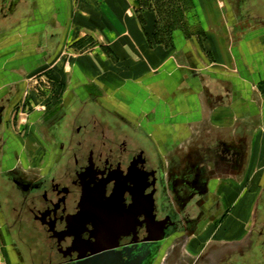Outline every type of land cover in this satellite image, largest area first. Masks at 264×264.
<instances>
[{
  "label": "crops",
  "instance_id": "obj_1",
  "mask_svg": "<svg viewBox=\"0 0 264 264\" xmlns=\"http://www.w3.org/2000/svg\"><path fill=\"white\" fill-rule=\"evenodd\" d=\"M28 1L0 41V71L15 64L32 73L73 53L68 87L83 82L142 129L164 165L204 170L225 207L232 186L258 174L257 190L234 213L239 235L229 240L247 233L248 215L251 230L264 186V20L239 4L192 0L187 22L202 36L177 28L163 40L158 13L144 0Z\"/></svg>",
  "mask_w": 264,
  "mask_h": 264
},
{
  "label": "flooded vegetation",
  "instance_id": "obj_2",
  "mask_svg": "<svg viewBox=\"0 0 264 264\" xmlns=\"http://www.w3.org/2000/svg\"><path fill=\"white\" fill-rule=\"evenodd\" d=\"M27 4L0 0V41L17 28L16 17ZM239 8L264 20V0H243ZM22 70L13 64L9 72L0 71V85H5L0 91V246L6 264H73L98 244L90 237L93 223L127 234L117 239V250L133 245L134 238L142 243L163 227V238L145 263L159 264L189 234L198 237L210 224L225 222L228 208L204 170L180 161L164 165L143 130L103 106L83 82L67 85L48 110L31 111L26 129L18 131L14 120L29 108L25 95L31 73ZM38 148L42 151L36 153ZM151 198L152 214L146 207ZM111 214L114 225L99 222ZM252 221L249 233L237 240L207 246L215 249L210 264H264V186ZM69 227L75 235L68 236Z\"/></svg>",
  "mask_w": 264,
  "mask_h": 264
},
{
  "label": "rangeland",
  "instance_id": "obj_3",
  "mask_svg": "<svg viewBox=\"0 0 264 264\" xmlns=\"http://www.w3.org/2000/svg\"><path fill=\"white\" fill-rule=\"evenodd\" d=\"M177 1L179 0H144L147 7H154L155 11L158 13L157 30L161 35V39L169 40L170 36L168 35V31H166L165 26L166 22H170L171 19L178 22V27H176L181 28L186 32L187 35L196 33L198 36H202L201 29L194 25L195 20L192 22V24H189L191 23L190 19L189 22H187V14L193 7L192 0H181L183 13H179V11L175 10V7L180 5V3ZM241 1L243 0H216L219 6H223L225 4H227L228 6H237ZM175 16H178V18H176ZM190 18L194 19L195 14H192ZM71 54H68V51H65L60 55V57L58 58L59 60L55 62L54 65L50 67H44L38 71L32 72L28 76V80L26 82L27 93L25 95V99L29 108L26 110L24 108L23 111H19L16 119L14 120L13 127L18 129V131L21 128L22 130H24V128L26 129V127L24 126V122L31 111L38 110L39 112L48 110L50 106H52V104L57 103L60 96L67 87V80L69 78L68 68L73 62V57ZM1 90L2 89L0 88V91ZM27 133H29L28 129ZM16 137L19 138V140H24L26 144L28 143V137L24 136V134L22 136L21 134H18V136ZM30 138L32 137H29V139ZM38 149L39 150L36 153L42 151L41 148ZM250 177L251 178L246 182L241 181L239 184L237 183L235 184V186H232L234 187V192H236V195L232 203L227 205L228 207H226L228 208V216L225 222H223L219 226H216V224H210L212 228H210V230H207L204 234L199 235L198 237L189 234V237L183 239L180 245L174 246L171 249L167 250L159 264H194L195 262H197V264H210L208 256L210 254H213L215 249H211L207 246L212 242H215L216 240L228 242L230 241L229 239H232L234 236L237 237L239 235L237 230L238 228H236L235 226V224L239 223L237 222V220H235L238 219V217H234V213L241 211L248 201V198L251 197L250 194L255 189L257 190L256 181L258 178V174H253ZM232 210L235 211L231 213ZM250 221L251 218L248 215L246 218L247 233H249ZM233 224L236 229L229 232ZM242 233L243 232H241L240 234L242 235ZM220 241L218 243H220ZM0 254L4 259L5 255L2 246H0Z\"/></svg>",
  "mask_w": 264,
  "mask_h": 264
},
{
  "label": "water",
  "instance_id": "obj_4",
  "mask_svg": "<svg viewBox=\"0 0 264 264\" xmlns=\"http://www.w3.org/2000/svg\"><path fill=\"white\" fill-rule=\"evenodd\" d=\"M153 204L154 200L151 198L149 201V207L146 205L151 214L153 211ZM135 205L137 206V202ZM107 206L110 207L109 205ZM79 217L81 216L78 215L74 221H78ZM153 218L154 216L151 215L150 220H153ZM100 219V223L110 224V222H112L114 225V216L112 214L101 217ZM106 220H108V222H105ZM93 225L95 229L90 234V237L95 241H98V244L92 248L87 247L86 252L88 251L89 254H79L73 264H145L149 261L150 257L154 255L155 248L163 238L162 231L164 228L162 227V229L160 228V230H157L158 233H155L156 235L149 236L146 241L138 243L137 238H134L132 240L133 245L124 246L120 250H117V239L120 237H125L127 234H114L111 230L108 231L104 228L103 230L100 228L98 229L95 223H93ZM152 226H154V224H151V228ZM72 233L73 231L69 227V232L67 233L68 236H71ZM73 234L75 235V233ZM111 239L115 240L114 244H108V241ZM75 240L77 244H83L79 237H77ZM51 264L58 263L52 262Z\"/></svg>",
  "mask_w": 264,
  "mask_h": 264
},
{
  "label": "trees",
  "instance_id": "obj_5",
  "mask_svg": "<svg viewBox=\"0 0 264 264\" xmlns=\"http://www.w3.org/2000/svg\"><path fill=\"white\" fill-rule=\"evenodd\" d=\"M180 3V5H178L177 7H175V10L176 11H179V13H183L182 12V6H181V0L177 1ZM172 10V9H171ZM176 18H178V16H175ZM178 25V22L176 21H173V19H171L170 22H166V26H165V29L166 31H168V35L171 34V32L174 30V29H177V26ZM177 26V27H176Z\"/></svg>",
  "mask_w": 264,
  "mask_h": 264
},
{
  "label": "built area",
  "instance_id": "obj_6",
  "mask_svg": "<svg viewBox=\"0 0 264 264\" xmlns=\"http://www.w3.org/2000/svg\"><path fill=\"white\" fill-rule=\"evenodd\" d=\"M0 264H6V263H5V260H4L3 257L1 256V254H0Z\"/></svg>",
  "mask_w": 264,
  "mask_h": 264
}]
</instances>
